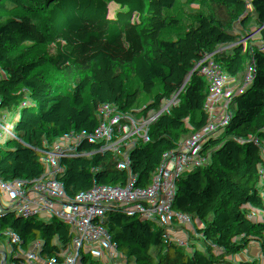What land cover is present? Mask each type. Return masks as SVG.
Returning <instances> with one entry per match:
<instances>
[{"label":"trees","instance_id":"16d2710c","mask_svg":"<svg viewBox=\"0 0 264 264\" xmlns=\"http://www.w3.org/2000/svg\"><path fill=\"white\" fill-rule=\"evenodd\" d=\"M252 11L258 19L222 1L204 6L194 40L156 0H0V25L23 45L0 66V264L53 261L64 233L102 249L133 228L110 264L159 262L169 251V216L155 198L166 184L194 208L216 198L176 264L264 262V0H253ZM221 49L237 62L211 77L201 99L208 143L184 98ZM33 64L45 74L41 86L20 78ZM111 69L123 82L117 95L137 107L116 110L107 125ZM150 114L162 139L134 163L138 122ZM212 142L220 170L235 168L228 180L201 172ZM256 228L263 243L240 248Z\"/></svg>","mask_w":264,"mask_h":264},{"label":"built area","instance_id":"2783aa9c","mask_svg":"<svg viewBox=\"0 0 264 264\" xmlns=\"http://www.w3.org/2000/svg\"><path fill=\"white\" fill-rule=\"evenodd\" d=\"M236 62V55L230 50L221 49L218 56L207 66L198 68L193 88L184 98L189 114L196 126L207 133L208 143L213 140V137L201 107V99L207 90L211 77L227 67L235 66ZM218 162L219 160L212 161L206 168L211 169ZM234 169L233 166L227 171H220L217 177L221 180H228ZM155 200H159V204L169 216V225L164 233V239L169 243V251L163 259L154 264H176L190 254L194 244V229L206 223L213 215L215 194L214 192L211 193L202 209H196L185 203L182 196L174 189L173 184H166L157 193ZM126 233L119 243H111L107 248L102 249H97L90 243L80 242L75 235L64 233L58 239L62 253L57 258L53 261L33 260L25 264H110L112 254L122 243L129 242L130 237L136 234V230L133 228ZM238 253L239 250H237ZM260 264H264V262Z\"/></svg>","mask_w":264,"mask_h":264},{"label":"rangeland","instance_id":"374dc122","mask_svg":"<svg viewBox=\"0 0 264 264\" xmlns=\"http://www.w3.org/2000/svg\"><path fill=\"white\" fill-rule=\"evenodd\" d=\"M161 7L162 16L172 26L178 28L190 29L194 40L198 37L196 31V23L198 21L200 10L205 7H213L218 1H222L227 4L232 11L240 14L241 17L259 18L257 13H253V0H156ZM216 10V7L213 10ZM23 45L19 39L14 35V32L0 25V66L9 65L13 58L18 56L22 51ZM20 78L27 82L41 86L45 82V74L39 68L38 65L33 64L29 66L25 71L20 74ZM122 80L120 75L115 69L109 71L108 77L103 85L104 97H106L108 114L106 116V124L111 123V118L116 110H125L132 112L137 106L121 99L117 93L121 88ZM133 86V81L128 83ZM143 90L148 94L151 93V83L143 86ZM248 91L254 92L255 88L253 83L248 84ZM69 147L72 148L78 137L74 133L69 134ZM162 139L161 128L158 120L152 114L146 116L144 119L138 122V133L132 144L139 150V158L134 160V163H142L147 157L153 154L154 149L149 148L151 145H156ZM264 139V138H263ZM151 143V144H150ZM216 158V145L211 143L206 154V160H202L198 164L203 168L202 172L205 175H218L220 173L219 166H213L211 169H207L206 164L209 161H213ZM207 161V162H206ZM209 165V163L207 164ZM203 205V204H201ZM199 205V206H201ZM127 233H125L126 235ZM263 243V232L261 229L254 230L252 235L245 238L240 242L239 247L243 250L249 245H260ZM239 254H235L237 257Z\"/></svg>","mask_w":264,"mask_h":264},{"label":"crops","instance_id":"0c3cea01","mask_svg":"<svg viewBox=\"0 0 264 264\" xmlns=\"http://www.w3.org/2000/svg\"><path fill=\"white\" fill-rule=\"evenodd\" d=\"M215 166H218V164L216 163ZM196 209H199V208H196Z\"/></svg>","mask_w":264,"mask_h":264},{"label":"water","instance_id":"95a60500","mask_svg":"<svg viewBox=\"0 0 264 264\" xmlns=\"http://www.w3.org/2000/svg\"><path fill=\"white\" fill-rule=\"evenodd\" d=\"M256 231L259 230L258 228L255 229Z\"/></svg>","mask_w":264,"mask_h":264}]
</instances>
